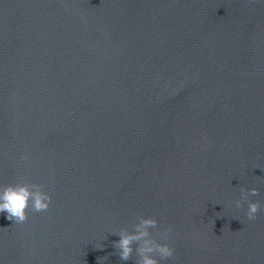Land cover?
I'll return each instance as SVG.
<instances>
[{
	"label": "water",
	"instance_id": "1",
	"mask_svg": "<svg viewBox=\"0 0 264 264\" xmlns=\"http://www.w3.org/2000/svg\"><path fill=\"white\" fill-rule=\"evenodd\" d=\"M0 264H264V0H0ZM261 210L248 219L241 194ZM171 228L169 239L165 229Z\"/></svg>",
	"mask_w": 264,
	"mask_h": 264
},
{
	"label": "clouds",
	"instance_id": "2",
	"mask_svg": "<svg viewBox=\"0 0 264 264\" xmlns=\"http://www.w3.org/2000/svg\"><path fill=\"white\" fill-rule=\"evenodd\" d=\"M259 190L252 188L250 191H245L241 194V199L236 201L237 207H243L244 202H247V217L248 219H256L257 214L261 210L259 201H253L250 196L258 195ZM51 195L43 190V186L39 184L29 183H12L6 186L0 185V214L6 213L9 220L15 223H22L28 219V210L31 208L36 212H42L49 209L51 205ZM158 223L156 219L143 218L142 222L137 225L135 233L121 232V239L117 242V247L120 249L122 259H129L132 255V244L134 241L141 240L142 246L140 252L142 255L141 264H160V261L149 255L153 252H158L160 257L168 259L174 256V248L168 243H155L151 240L148 228L155 226ZM172 232L171 228L165 229V239H169Z\"/></svg>",
	"mask_w": 264,
	"mask_h": 264
}]
</instances>
